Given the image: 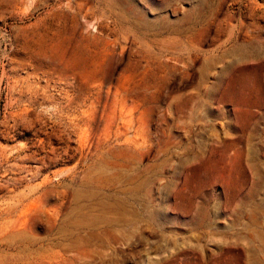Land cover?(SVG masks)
<instances>
[{
  "label": "rangeland",
  "instance_id": "obj_1",
  "mask_svg": "<svg viewBox=\"0 0 264 264\" xmlns=\"http://www.w3.org/2000/svg\"><path fill=\"white\" fill-rule=\"evenodd\" d=\"M0 264H264V0H0Z\"/></svg>",
  "mask_w": 264,
  "mask_h": 264
},
{
  "label": "bare ground",
  "instance_id": "obj_2",
  "mask_svg": "<svg viewBox=\"0 0 264 264\" xmlns=\"http://www.w3.org/2000/svg\"><path fill=\"white\" fill-rule=\"evenodd\" d=\"M70 119H72V118H70ZM71 121V120H70ZM70 123V122H69ZM73 123V122H72ZM70 125V124H69ZM70 129V128H69ZM75 130V129H74ZM83 140V139H82ZM85 143V142H84ZM82 145V144H81ZM85 157V156H84ZM111 197V196H110ZM107 204V203H106ZM109 205V204H108ZM107 206V205H106ZM113 205H111V207H112ZM108 207H110V205L108 206ZM90 234V233H89Z\"/></svg>",
  "mask_w": 264,
  "mask_h": 264
}]
</instances>
